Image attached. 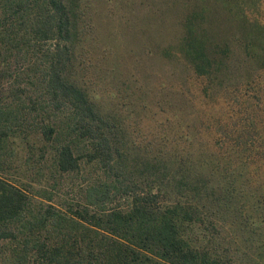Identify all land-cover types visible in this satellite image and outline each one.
I'll return each mask as SVG.
<instances>
[{
    "label": "trees",
    "instance_id": "trees-1",
    "mask_svg": "<svg viewBox=\"0 0 264 264\" xmlns=\"http://www.w3.org/2000/svg\"><path fill=\"white\" fill-rule=\"evenodd\" d=\"M195 23L180 50L215 82L229 54L215 59ZM78 44L73 0H0V264H228L188 230L239 214L230 201L249 187L227 177L244 173L204 148L133 156L81 77Z\"/></svg>",
    "mask_w": 264,
    "mask_h": 264
},
{
    "label": "rangeland",
    "instance_id": "rangeland-1",
    "mask_svg": "<svg viewBox=\"0 0 264 264\" xmlns=\"http://www.w3.org/2000/svg\"><path fill=\"white\" fill-rule=\"evenodd\" d=\"M73 2L80 74L115 135L127 140L133 156L182 157L204 148L217 154L215 162L228 157V173L244 175L227 181L244 179L249 187L230 201L239 214L223 208L217 229L207 221L189 227V234L206 247L218 244L228 264H264V209L256 207L264 191V179L256 182V166L264 161V0ZM188 18L209 39L215 59L229 54L233 70L223 62L215 82L196 73L180 50ZM31 176L24 179L37 183ZM66 179L77 184L82 175Z\"/></svg>",
    "mask_w": 264,
    "mask_h": 264
}]
</instances>
